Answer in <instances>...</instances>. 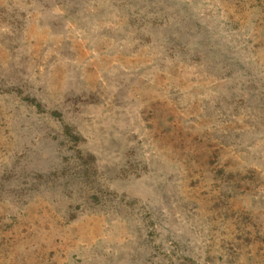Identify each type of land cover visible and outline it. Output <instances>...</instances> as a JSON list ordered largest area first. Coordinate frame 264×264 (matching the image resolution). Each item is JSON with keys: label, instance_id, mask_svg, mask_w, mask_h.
<instances>
[{"label": "rangeland", "instance_id": "374dc122", "mask_svg": "<svg viewBox=\"0 0 264 264\" xmlns=\"http://www.w3.org/2000/svg\"><path fill=\"white\" fill-rule=\"evenodd\" d=\"M0 264H264V0H0Z\"/></svg>", "mask_w": 264, "mask_h": 264}]
</instances>
